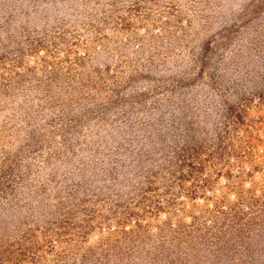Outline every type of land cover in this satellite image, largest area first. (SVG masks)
<instances>
[{
  "label": "rangeland",
  "instance_id": "rangeland-1",
  "mask_svg": "<svg viewBox=\"0 0 264 264\" xmlns=\"http://www.w3.org/2000/svg\"><path fill=\"white\" fill-rule=\"evenodd\" d=\"M0 264H264V0H0Z\"/></svg>",
  "mask_w": 264,
  "mask_h": 264
}]
</instances>
